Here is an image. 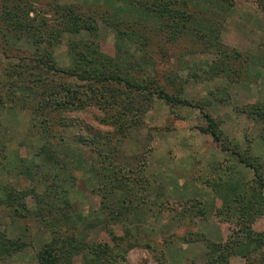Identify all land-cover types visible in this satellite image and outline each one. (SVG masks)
<instances>
[{"label": "trees", "instance_id": "16d2710c", "mask_svg": "<svg viewBox=\"0 0 264 264\" xmlns=\"http://www.w3.org/2000/svg\"><path fill=\"white\" fill-rule=\"evenodd\" d=\"M114 2L112 11L97 14L82 11L75 3L53 0L48 9L50 16H46L40 15L30 0H0L2 52L6 58L19 60L0 72V103L8 106V101L16 99L12 90L22 87L19 88L23 90H20L21 94L26 92L28 96L22 99V106L32 114V127L42 129L45 136L54 137L60 127L62 136L71 127L78 126L82 131L74 133L76 141L90 146L97 153L105 175L108 171L114 173L106 165L113 164L110 156L117 148L109 145L113 137L95 131L90 125L80 126L79 119L66 120L61 116L63 112L96 106L103 113L99 118L101 124L112 126L120 138L126 137L131 127L142 122L156 99L172 106L200 108L207 120V126L200 128L211 134L223 150L232 153L237 163L247 168L252 176L235 177L227 173L215 180L214 189L225 191L218 213L220 220L229 224V231L219 240H207L208 249L199 264H230L233 255L245 258L248 264H255L253 255L257 251H261L258 264H263L264 230H258L255 224L264 217V158L234 143L222 128L221 121L207 107L205 109L208 103L190 101L181 93L166 88L177 87L186 81L181 75V66L187 53H214L218 59L217 74L231 70L232 62L254 61L248 53L222 40L224 22L234 0ZM100 19L118 33L115 55L104 52L100 43L94 40L99 34ZM22 38L34 46V55L16 57L9 53V50L16 49ZM186 41L189 44L183 46L185 51H180L178 57L180 67H172L162 76L156 75L154 52H165L168 45L180 49ZM62 44L67 45L68 64H61L54 54L55 47ZM240 111L261 125L259 136L264 142V101H255ZM43 148L49 150L47 145ZM123 179L111 180L110 185L99 189L102 190V210L94 220L104 225L111 222L124 224L152 211L158 217L164 210L182 217L204 212L197 199L171 204L168 201L148 203V198L146 201L144 197H138L139 201L135 202L132 196H137L138 187L128 185ZM53 185L45 194L34 189L28 193L7 190L2 199L18 212L21 208L26 209L28 195L35 197V214L50 232L48 241L37 253L39 264H73L76 256H81L85 264H122L133 246V239H128L124 233L121 239L115 236L114 243L88 242L82 234V230L88 228L84 224L86 220L72 212L67 188H60V181H53ZM140 189L146 191L148 188L140 185ZM183 238L187 242L194 241L191 235ZM125 242H129L126 248L123 246ZM21 244L18 240L1 238L0 254H10Z\"/></svg>", "mask_w": 264, "mask_h": 264}, {"label": "rangeland", "instance_id": "374dc122", "mask_svg": "<svg viewBox=\"0 0 264 264\" xmlns=\"http://www.w3.org/2000/svg\"><path fill=\"white\" fill-rule=\"evenodd\" d=\"M30 1L40 15L50 16L48 9L53 0ZM59 1L75 3L80 10L97 14L112 11L116 4L114 0ZM117 35L112 26L100 19L99 34L94 40L104 52L115 55ZM222 40L248 53L254 61L232 62L230 72L217 74L218 59L214 53H187L181 66V75L186 81L166 88L190 101L208 103L205 109L207 107L221 121L234 143L264 158V142L259 136L261 125L240 111L255 101H264V0H234L224 22ZM188 44L189 41L183 42L180 49L168 45L165 52H154L155 74L162 76L172 67H180L179 53L185 51ZM2 49L0 42V72L19 61L15 57L6 58ZM9 51L16 57L35 54L34 46L25 38L18 41L15 50ZM54 54L61 64L70 62L66 44L55 47ZM15 88L11 87L15 89L12 91L16 99L8 101L6 107L0 103V237L23 244L10 254H0V264H39L37 253L50 237L42 219L35 214V197L28 195L26 209L15 212L13 206L2 200L6 191L28 193L34 189L45 194L53 188V181H60V188H67L72 212L86 220L84 224L88 228L82 230V234L88 242L114 243V237L121 239L124 233L128 239H133V246L122 264H199L208 249L207 240H219L229 231V224L222 222L218 213L225 191L215 190L213 184L227 173L235 177L252 175L237 163L232 153L223 150L211 134L200 128L207 126L200 108L172 106L156 99L142 122L120 138L112 126L101 124L99 118L103 113L96 106L63 112L61 116L66 120L79 119L80 126L90 125L95 131L113 137L109 145L117 148L110 156L113 164L106 165L115 174L108 171L105 175L97 153L76 141L74 133L82 131L78 126L71 127L62 136L61 127L56 136H45L42 129L32 127V114L22 106L27 93L21 94L23 90L19 88L22 87ZM44 145L49 147L48 151ZM122 177L128 185L138 187L137 196H132L135 202L139 201L138 197L146 201L148 198V203L168 201L171 204L197 199L204 212L182 217L164 210L158 217L152 211L139 218L132 217L134 219L124 224L104 225L94 220L102 210L103 197L99 189ZM140 185H147L148 189L141 190ZM255 227L264 230V217ZM184 235H191L194 241H185ZM128 243L123 246L126 248ZM260 259L261 251L255 252L254 263L258 264ZM73 264L85 262L81 256H76ZM230 264L248 262L233 255Z\"/></svg>", "mask_w": 264, "mask_h": 264}]
</instances>
